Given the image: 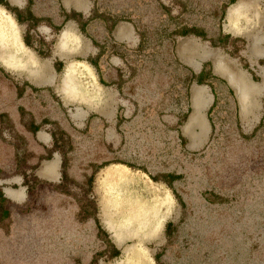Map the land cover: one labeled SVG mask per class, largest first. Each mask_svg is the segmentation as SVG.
I'll list each match as a JSON object with an SVG mask.
<instances>
[{
  "label": "rangeland",
  "instance_id": "1",
  "mask_svg": "<svg viewBox=\"0 0 264 264\" xmlns=\"http://www.w3.org/2000/svg\"><path fill=\"white\" fill-rule=\"evenodd\" d=\"M0 5L16 14L22 45L48 74L61 81L71 65L79 88L97 82L118 100L112 120L81 118L79 104L0 66V264H264V117L249 128L211 64L194 71L177 52L192 39L261 83L264 60L247 52L250 36L264 38V0H90L84 16L62 0ZM238 5L245 13L229 29ZM119 24L130 26L131 42L114 40ZM67 27L78 39L63 52ZM200 88L210 103L196 115ZM44 129L50 148L35 139ZM52 153L62 162L58 183L34 176ZM118 165L121 180L107 186L105 169ZM6 189L25 197L9 200ZM158 195L170 205L150 220L164 226L133 233L136 211H151Z\"/></svg>",
  "mask_w": 264,
  "mask_h": 264
},
{
  "label": "crops",
  "instance_id": "2",
  "mask_svg": "<svg viewBox=\"0 0 264 264\" xmlns=\"http://www.w3.org/2000/svg\"><path fill=\"white\" fill-rule=\"evenodd\" d=\"M17 1L18 3H13L18 9L24 6L25 0ZM62 3L67 11L81 14L82 16L88 13L90 6V0H62ZM67 31L73 32L71 27H67ZM229 33L233 36H240L238 30ZM72 34V37L69 39H65L64 37L60 39L59 48L63 52H66L67 49L73 46V44L70 46L69 41H73L74 38L78 39L74 32ZM113 37L118 42H131L133 34L130 26L128 24H119L114 30ZM258 45L263 51L255 54L248 51L247 57L250 62L264 60V38ZM2 52L7 51H5L3 46H0V54ZM177 52L185 64L194 71H200L205 63L211 64L214 74L221 78L229 90L236 95L240 118L249 128L255 127L263 119L264 79L262 78V74L264 75V67L257 68L256 75L260 77L261 83H255L250 79L248 72L246 73L240 69L238 64L222 54V51L200 44L192 39L182 40L178 45ZM18 57L19 60H11L8 58L9 64L2 66V68L6 71L23 74L27 84L31 85L30 87L34 91H39L41 88L53 89L54 93L61 97V103L63 105L68 106L73 103L80 105L81 118H84L85 113L86 116L90 113H97L107 120H112L116 117L118 100L113 90H106L97 82H93V84L88 83V85L82 83L79 88L75 80V77H77V69L71 65L65 70L61 81H58L55 76L53 77V75L48 74L47 67L36 59V56L26 49L24 45ZM0 58H3V55ZM2 63L3 60L0 59V64ZM13 63L23 65V67H12L11 64ZM237 77L241 78V80H237ZM193 98H195L194 108L196 115L198 111L201 112L210 103L208 93L203 88L195 89ZM194 118L196 120L198 116ZM194 124L195 122L191 124L193 131L195 129ZM205 130L199 128L194 133L199 135L202 132L203 134ZM35 139L46 148H50L52 145V135L46 129L36 131ZM61 163L60 157L56 153H52L48 158L37 164L34 176L39 180L58 183L61 176ZM121 167L122 165H118L115 169L123 170V167ZM3 193L7 199L12 201L21 202L25 197L24 189L22 191L6 189L3 190Z\"/></svg>",
  "mask_w": 264,
  "mask_h": 264
},
{
  "label": "bare ground",
  "instance_id": "3",
  "mask_svg": "<svg viewBox=\"0 0 264 264\" xmlns=\"http://www.w3.org/2000/svg\"><path fill=\"white\" fill-rule=\"evenodd\" d=\"M13 2H17V0H13ZM245 7L242 5H238L236 7H233L229 10L228 12V21L231 23V26L229 29H234L237 23V19L240 16H243ZM72 37V34H69V32H65L64 34V38L65 39H69ZM250 40V46L253 49V52L256 51L257 49V44L259 43L260 39L257 36H250L249 37ZM5 40L0 37V46H3L5 48V51L7 52H2V54H0V57H2L4 59H11V60H19L18 55L20 54L21 50L17 51V49L15 47L12 46L11 42L7 43V46H5ZM237 80H241V78H236ZM263 79H264V75H263ZM121 174H124V171L121 169H115L113 167H109L104 171V179L106 181L107 186H113L115 185L117 182H119L122 178ZM110 190V189H109ZM107 191V190H106ZM111 193V192H110ZM118 194V192H116ZM118 196V195H117ZM111 198V197H110ZM116 199V198H115ZM119 199V198H118ZM113 201V200H112ZM115 203V202H114ZM155 207L150 211L147 207H144L143 209L140 208L139 211H136L138 213L135 215V228L133 229V233H138V232H149V233H154V229L157 223H154L150 220L153 216L159 215L162 217V212H164V209H168L169 208V202L167 200V198H164L160 195H158L155 199ZM114 205V204H113ZM146 205V204H145ZM153 207V206H152ZM145 209V210H144ZM111 210V209H110ZM161 212V213H160ZM137 216V217H136ZM107 217V215H106ZM128 217V216H127ZM155 218V217H154ZM158 220V219H157ZM132 221V220H130ZM129 221V222H130ZM110 222V221H109ZM133 222V221H132ZM130 222V223H132ZM119 223V222H118ZM124 223H122L121 225H123ZM126 224V223H125ZM118 225V224H117ZM131 225V224H130ZM121 227V226H120ZM131 227V226H130ZM119 228V227H118ZM120 229V228H119ZM131 229V228H130ZM117 231V230H116ZM130 233V231H129ZM133 235V234H132ZM145 251V250H144ZM144 253V252H143ZM137 257L141 256V253H137L136 254ZM143 256V255H142ZM130 264V263H129Z\"/></svg>",
  "mask_w": 264,
  "mask_h": 264
},
{
  "label": "clouds",
  "instance_id": "4",
  "mask_svg": "<svg viewBox=\"0 0 264 264\" xmlns=\"http://www.w3.org/2000/svg\"><path fill=\"white\" fill-rule=\"evenodd\" d=\"M9 4L12 7H16L13 3V0H8ZM23 11V9H21ZM21 25L19 23L16 14L11 12L9 8L4 5H0V37L5 40V46H7L8 42H11L12 46L17 49V51L22 50L23 45L21 44ZM26 31V29H25ZM3 60V63L0 66L8 65L9 61L4 58H0ZM12 67H23V65L11 64ZM164 226V221L161 220L156 224L154 231H159Z\"/></svg>",
  "mask_w": 264,
  "mask_h": 264
}]
</instances>
